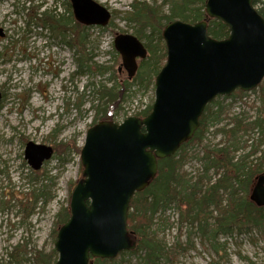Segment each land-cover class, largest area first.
<instances>
[{"label": "rangeland", "instance_id": "374dc122", "mask_svg": "<svg viewBox=\"0 0 264 264\" xmlns=\"http://www.w3.org/2000/svg\"><path fill=\"white\" fill-rule=\"evenodd\" d=\"M94 1L109 11L110 20L103 27L86 26L79 50L67 43L69 18H74L66 0H0V264H6L14 252L16 264H35V251L48 253L54 248L59 228L56 213L69 204L72 189L82 177L80 151L87 129L100 120L120 122L139 116L154 101V78L149 83L148 76L141 81L138 74L149 53L138 60L135 75L128 78L114 38L134 35L147 50L148 42L165 49V19L158 20L160 32L147 26L138 36L140 26L130 15L134 3H145L157 16L169 14L172 0ZM205 1L194 0L185 14L192 15ZM46 9L69 17L65 32L56 33L31 18ZM108 89L116 100L108 102L103 94ZM245 93L215 98L219 103L213 111L220 108V117L216 119L214 113L201 144L188 147L182 172L199 173L201 146L221 141L222 134L216 130L230 124L231 117L253 120L264 115V79ZM238 136L242 145L255 143L261 135L256 128ZM29 141L53 148L52 157L39 170L32 169L24 157ZM260 149L264 150V136ZM152 230L168 250L176 249L167 264H264V234L254 226L220 234L210 242L179 223L172 205L156 214ZM113 264L142 263L138 254H119Z\"/></svg>", "mask_w": 264, "mask_h": 264}, {"label": "water", "instance_id": "95a60500", "mask_svg": "<svg viewBox=\"0 0 264 264\" xmlns=\"http://www.w3.org/2000/svg\"><path fill=\"white\" fill-rule=\"evenodd\" d=\"M252 1H205L207 17L228 29L221 39L208 34L204 20L192 24L176 19L163 28L166 61L155 76L151 111L121 122L100 120L86 131L80 151L82 177L70 195V215L57 230L54 264H90V258L110 259L133 250L136 237L127 229L130 200L154 179L157 160L171 156L192 137L215 96L250 91L261 83L264 18ZM69 2L76 22L102 27L109 23V11L94 0ZM114 47L132 78L137 59L146 58L147 49L129 34L117 35ZM52 154L51 146L32 141L24 150L34 170ZM250 198L264 205V175L257 177Z\"/></svg>", "mask_w": 264, "mask_h": 264}, {"label": "trees", "instance_id": "16d2710c", "mask_svg": "<svg viewBox=\"0 0 264 264\" xmlns=\"http://www.w3.org/2000/svg\"><path fill=\"white\" fill-rule=\"evenodd\" d=\"M193 2L194 0H172L169 14L163 16H157L156 12L145 3H134L132 7L135 10L131 13L130 19L140 26L138 36L147 26L152 27V31L154 29L159 31L161 25L158 20L160 18L165 19L164 26L178 18L189 23L206 20L207 32L211 37L217 39L226 37L227 27L220 20L207 17L204 9L205 3L201 8L194 10L192 15L185 14L189 10L188 6ZM66 3L70 8L68 0ZM252 3L264 18V0H253ZM39 15L37 18V13H34L31 18L52 28L56 33L61 34L67 30L68 21H65V18L69 17L48 9ZM69 19L72 28H70V38L67 43L75 46L76 49L82 48L84 45L82 34L86 26L74 21L72 17ZM147 45L149 57L140 64L138 74L141 81L148 76L150 83L152 82L151 77L155 78L162 67L159 68L158 64L166 59V48H162L161 44L158 49L157 45L152 46L150 42ZM82 57L83 53L80 52V58ZM79 66L85 65L79 63ZM236 92L240 95L246 94L240 90ZM103 94L108 97V102L116 100L115 95L109 89ZM226 97L223 96V98ZM218 103L213 99L206 105L199 118V126L191 139L181 144L173 155L158 159V169L154 179L144 190L135 193L132 197L127 216V229L134 232L136 245L134 250L122 251L119 254H138L142 264H167L175 256L176 249L168 250L163 246L152 227L156 214L164 213L172 205L177 209L179 223H186V227L190 230L196 229L203 240L215 242L220 234L230 235L233 231H240L250 226L258 228L264 234V205L258 206L250 198L257 177L261 171L264 172V150L260 149L264 136V115L257 116L253 120H248L243 115L231 117L230 124L223 125L216 130L217 133L222 134L221 141L201 146L202 155L198 157L201 161L199 173L194 176L181 171L187 158L188 147L201 144L207 122L213 120L210 118L214 113L216 119L220 117V108L216 112L213 111ZM150 110L151 106H147L138 115L143 117ZM256 128L261 136L255 143L247 144V141H244L242 145L238 144V134H247L248 131ZM247 147L249 149L245 151ZM257 152H260L258 157ZM214 212L215 215H213ZM69 215L68 204L56 213L58 225L61 226ZM14 253L9 254L10 259L6 264L14 263ZM56 259L55 248L48 253L35 251L32 258L35 264H54ZM113 262L114 258H92L90 263L113 264ZM16 263L18 262L15 261Z\"/></svg>", "mask_w": 264, "mask_h": 264}, {"label": "bare ground", "instance_id": "6f19581e", "mask_svg": "<svg viewBox=\"0 0 264 264\" xmlns=\"http://www.w3.org/2000/svg\"><path fill=\"white\" fill-rule=\"evenodd\" d=\"M112 1L114 2V1H118V0H112ZM54 31H55V30H54ZM260 175L263 176V175H264V172L261 171V174H260ZM91 259H92V258H91ZM91 259H90V262H91ZM15 261H16V260H14V263H15ZM90 264H91V263H90Z\"/></svg>", "mask_w": 264, "mask_h": 264}]
</instances>
